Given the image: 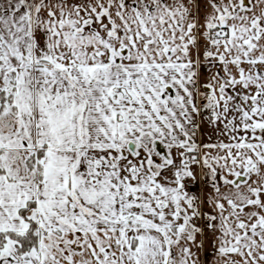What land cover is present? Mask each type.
<instances>
[{
    "label": "snow or ice",
    "instance_id": "snow-or-ice-1",
    "mask_svg": "<svg viewBox=\"0 0 264 264\" xmlns=\"http://www.w3.org/2000/svg\"><path fill=\"white\" fill-rule=\"evenodd\" d=\"M0 264H264V0H0Z\"/></svg>",
    "mask_w": 264,
    "mask_h": 264
}]
</instances>
